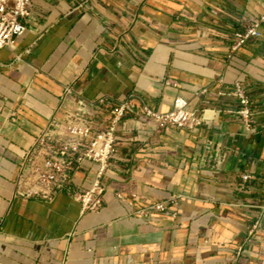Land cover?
Here are the masks:
<instances>
[{
	"label": "crops",
	"instance_id": "crops-1",
	"mask_svg": "<svg viewBox=\"0 0 264 264\" xmlns=\"http://www.w3.org/2000/svg\"><path fill=\"white\" fill-rule=\"evenodd\" d=\"M262 16L264 0H32L16 51H0V264H264V35L229 58L233 33ZM67 86L160 113L181 97L199 120L176 128L129 112L99 211L68 191L15 196ZM98 170L83 163L73 190ZM174 197L177 216L142 213Z\"/></svg>",
	"mask_w": 264,
	"mask_h": 264
},
{
	"label": "built area",
	"instance_id": "built-area-1",
	"mask_svg": "<svg viewBox=\"0 0 264 264\" xmlns=\"http://www.w3.org/2000/svg\"><path fill=\"white\" fill-rule=\"evenodd\" d=\"M31 7L32 0H0V51H16L18 39L27 32L25 21ZM263 35L264 16L246 29L233 33L229 58ZM235 88V95L244 107L240 115L251 128V97L242 82H237ZM133 99L131 96L116 102L108 96L88 98L73 86L65 87L61 102L20 163L15 196L50 200L68 191L82 204L84 211H99L107 190L103 179L119 144V126L129 112H136L141 120L150 119L176 128H190L199 120L197 113L189 111L188 102L181 97L175 100L168 113H160L149 106L139 109ZM87 161L99 165L97 178L90 188L73 190L75 173ZM243 178L249 180L252 176L244 175ZM177 203V198H170L143 209L142 213L157 210L177 216L176 211H170V206Z\"/></svg>",
	"mask_w": 264,
	"mask_h": 264
},
{
	"label": "bare ground",
	"instance_id": "bare-ground-1",
	"mask_svg": "<svg viewBox=\"0 0 264 264\" xmlns=\"http://www.w3.org/2000/svg\"><path fill=\"white\" fill-rule=\"evenodd\" d=\"M208 115H209V114H208ZM210 115H211V114H210ZM211 116H212V115H211ZM211 116H210V117H211Z\"/></svg>",
	"mask_w": 264,
	"mask_h": 264
}]
</instances>
